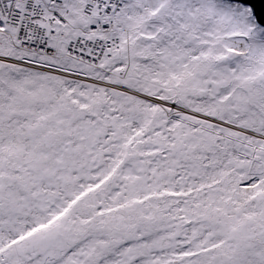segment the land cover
<instances>
[{
  "label": "snow or ice",
  "instance_id": "snow-or-ice-1",
  "mask_svg": "<svg viewBox=\"0 0 264 264\" xmlns=\"http://www.w3.org/2000/svg\"><path fill=\"white\" fill-rule=\"evenodd\" d=\"M0 264H264V0H0Z\"/></svg>",
  "mask_w": 264,
  "mask_h": 264
}]
</instances>
